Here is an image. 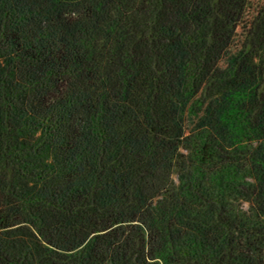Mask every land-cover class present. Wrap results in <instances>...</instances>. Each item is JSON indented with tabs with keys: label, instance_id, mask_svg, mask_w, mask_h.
Segmentation results:
<instances>
[{
	"label": "trees",
	"instance_id": "trees-1",
	"mask_svg": "<svg viewBox=\"0 0 264 264\" xmlns=\"http://www.w3.org/2000/svg\"><path fill=\"white\" fill-rule=\"evenodd\" d=\"M240 85L263 132L264 0H0V264H264Z\"/></svg>",
	"mask_w": 264,
	"mask_h": 264
},
{
	"label": "rangeland",
	"instance_id": "rangeland-1",
	"mask_svg": "<svg viewBox=\"0 0 264 264\" xmlns=\"http://www.w3.org/2000/svg\"><path fill=\"white\" fill-rule=\"evenodd\" d=\"M256 63L258 62V57L260 55L259 47L256 49ZM213 94L211 95V99L214 97H220L222 93H225L227 91L226 87H217L214 88ZM243 85L237 86L233 88L232 90H235V93L233 94L232 103H233V110L229 114L230 118V124H231V135L230 140L233 142H241V143H250L251 147L253 148V152H255L259 156H264V130L263 132H254L251 131L249 126L244 125L241 120V114H240V105L241 103L247 100V93L243 91ZM210 124V123H208ZM207 124V125H208ZM229 140V141H230ZM260 173H255V176L252 178V181H260L259 180ZM246 207V204L244 205ZM10 237L14 238V236L10 235H2L0 234V242L4 240H10ZM16 238H23L25 239L26 236L18 234L16 235ZM2 240V241H1ZM6 242V241H5ZM30 245V244H29Z\"/></svg>",
	"mask_w": 264,
	"mask_h": 264
}]
</instances>
